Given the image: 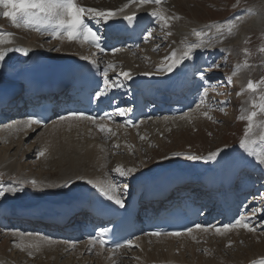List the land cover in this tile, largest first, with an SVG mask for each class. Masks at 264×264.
Here are the masks:
<instances>
[{
	"label": "bare ground",
	"instance_id": "1",
	"mask_svg": "<svg viewBox=\"0 0 264 264\" xmlns=\"http://www.w3.org/2000/svg\"><path fill=\"white\" fill-rule=\"evenodd\" d=\"M182 1L190 2L192 0H169V2L166 3L163 1L160 6L147 4L142 6L140 10L136 4H129V7L116 18L119 19L123 15H131L133 12L137 14V12L142 11H153L157 7H159L166 16H178L179 19L170 22V28H161L160 24L158 22L156 23V27L163 30V32L165 31L164 33L169 31L172 33V35H168L170 41L173 43L172 48L168 49L164 47V49L160 48L156 52H153L157 48L154 46L147 47L149 45L145 44L136 52L135 57L139 58L136 61L129 59V55L131 56L133 54L130 52L120 54L114 53V55L110 54L102 59L107 60L108 64H117L116 62H119L120 65L123 64L125 71H130L131 76L141 77L144 76L143 73L145 72L156 73V68L161 66V61L166 55H169L171 51H182L183 45L181 41L185 40V38H187L188 43H199L200 39L204 42L201 48L195 50L193 56L194 60L197 58L196 54L200 55L203 51L214 57V55L220 54V46L222 48H227L229 45L237 47L244 42L243 40L246 39L245 37L248 36L250 32L264 29V12L259 8L258 4H255L231 16L232 18L228 20L227 23L231 22L236 25L231 34H228L226 31L223 36L216 33H208V35L198 39L191 34L192 30H206L201 26L200 21L192 19L189 14L183 12V4L181 5ZM86 3L90 8L116 10L128 4L129 0H87ZM249 9H252L251 13L248 11ZM7 30L6 27L0 28V31L3 32H9ZM10 32L14 34L12 37L14 43L11 45H0V47H10L20 44L34 51H44L48 54H52L51 56L56 58H81L85 56L91 57L90 59L98 58L96 52L76 42L69 43L62 39L57 42H50L48 46H45L39 42L41 39L38 41L37 35L29 30H21V28L15 27L13 31ZM193 38H195V40ZM72 51H75V53H72ZM164 52L167 53L163 55ZM136 65H140L141 68L139 70L134 69L137 68ZM118 68L122 67L118 66ZM132 68L135 71L132 70ZM15 69L14 72L16 71ZM16 73H18V70ZM234 77L240 79L243 76L238 70ZM2 79L15 82L16 77H13L12 72L7 76V71L0 65V81ZM163 83L166 84L167 82L164 81ZM203 113L202 107H196L193 111L188 113L185 119L162 117L155 119V122L152 121L151 125L155 126L156 124H161L169 128L186 126L191 121L195 123L202 120L203 117H206ZM82 127H80L82 131L70 133L62 131L57 132V126L49 127L46 131L40 132L33 141L29 140V138L26 139L24 137L25 135H20V131L16 130L17 127H13L11 132L6 131V129L0 130V167L5 170V173L7 176H10V178L12 176L19 177L17 182L7 181L5 186L0 187H12L13 183H15L14 187L30 186L27 182L29 183L32 180H35L37 183L35 187H32L33 190L31 189L32 192L28 195L24 193L6 194L7 197L1 198L5 200L3 204L6 205L7 202H20L34 206L37 205L38 200L40 201L43 199L60 201L62 198H70L76 195L79 191H86L88 187L91 186L87 185L84 180H77L78 176L92 180L104 181L106 179H111L113 181L114 177L110 175V172L113 171L115 167H127L126 170L133 167L129 166V158L126 156L123 159L121 158L123 156L122 153L126 151L125 148L135 145L137 142L133 132L126 133L130 138L126 140L125 146H121L119 143L122 137H117V139H112L110 141L105 138L102 140L93 138V136L92 139L89 137L91 136L89 131L94 134L93 129L89 126L83 127L84 129ZM113 130L120 131V128L118 126H113ZM260 134L261 132L257 131L251 138L258 139ZM27 143L29 144L27 145ZM117 144L119 147H114ZM45 148L47 151L43 157H40V162L34 161L37 157L35 153ZM114 149H116L115 152L117 154L120 153V157L117 158L116 164L109 158L108 153V150L113 152ZM14 151L15 153H13ZM227 152L231 154L234 153L238 156H246V153L239 148V145L236 146V149L232 148L230 151H223L221 156ZM126 154L127 153H125V155ZM192 154L197 153L194 152ZM141 158L143 160L141 167L128 177H119L118 182H122L125 178L123 184H126L127 179L132 182L148 172L161 170L164 167L175 164L179 168L191 166L198 167L204 171L209 166L214 165L220 157H218L216 161L209 162L188 161L185 159L184 153L183 155L182 153H175L174 155H169L164 158L156 156V158H158L157 162H153L147 158L145 159L144 157ZM251 158L254 162V158ZM26 160L30 162L29 168L26 167ZM254 164L264 171V165H258L255 162ZM112 173L115 174L114 171ZM100 174H104V177H101ZM49 185H52V187H49ZM60 185L67 186L62 187ZM116 194L120 195L117 189ZM234 230L235 232L232 236L229 234L231 236L230 238H232V243L234 245L238 244V241H240L239 239H241L245 242V246L242 248H236L237 246L233 247L231 248L233 249L232 251L224 248L222 249V246L221 249L219 248V251H217V249L216 251L212 250V248L217 245L215 244V240L218 238H211L208 236L209 232H216L214 228H211L207 229V231L203 229L194 230L190 234L181 235L177 238L163 237L156 239L152 237H143L135 242V244L138 245L137 248L129 252L127 251L128 249L121 250L115 257L112 253H105L100 249L91 251L88 245L85 244L80 245L78 249L74 250L62 244L52 243L50 241L46 242L37 236L29 237L23 234L11 233L6 230L0 231V264H247L249 261L250 264H253V262L264 260V234H260L256 230L254 232H249L244 228H234L229 231ZM183 237H187L188 240ZM228 242L230 241L228 240ZM224 243L226 242L224 241ZM11 244L13 247H11ZM202 244H207V246L211 244L213 247L208 246L206 249L207 251L202 250L206 251V254L201 255L198 251L201 250L199 247L203 248L204 245ZM17 245H22V247H17ZM226 251L228 253H226ZM29 252L32 253V256L28 255Z\"/></svg>",
	"mask_w": 264,
	"mask_h": 264
},
{
	"label": "snow or ice",
	"instance_id": "2",
	"mask_svg": "<svg viewBox=\"0 0 264 264\" xmlns=\"http://www.w3.org/2000/svg\"><path fill=\"white\" fill-rule=\"evenodd\" d=\"M163 0H129L128 4H125L123 7L116 10H101L97 8H87L81 6L77 0H0V7L4 9L0 15L9 19L13 26L17 28H25L36 32H46L53 39H64L67 38L68 41L79 40L81 43H89L94 46L100 52H104V48L101 46V36L95 31L92 27L85 22L86 17H90L95 20L97 24H105L107 25L109 21L116 19L120 13H123L126 8L129 7V4H136L138 7L154 4L156 6H160ZM250 13L252 9L248 10ZM149 15L156 19V21L160 24L161 28H170V22L175 19H179L178 16H166L163 11L157 7L153 11L149 13ZM122 19L126 21L128 24H133L137 17L136 13L133 12L131 15H123ZM209 29L214 28L217 34L223 36L226 31L228 34H231L233 29L236 27L235 24L228 23H218L207 26ZM193 36L199 38H203L208 35V32L204 30H196L193 29ZM13 33L11 32H3L0 31V45H11L14 43L12 37ZM167 35H172L169 31ZM152 36V32H148V37ZM183 45V50L178 52L177 50L171 51L169 55H166L161 61V66L156 68V74H174L179 75L183 71V66L187 61L193 59L194 53L196 49L201 48L204 45L202 39H200L199 43H188L187 38L181 41ZM159 45L157 46L158 50ZM114 51H119V49H115ZM247 53V49L244 50ZM261 52H264V47L260 48ZM21 53L25 56L28 55L29 49L22 46L15 47H0V63L4 62L6 57L10 53ZM81 59L88 60L91 65L99 68V64L94 59H90L89 57H81ZM215 67H220V65H214ZM248 62L245 60L243 67H248ZM115 65L112 63L107 64L103 69V87L99 89L96 93L97 98L100 96L107 95L108 92L111 91L113 87H122L123 84L120 82L119 77L122 76L124 80H129L132 78L130 71H123L117 74L116 79H110L108 77L109 70H114ZM241 65L236 66V71L233 72V75H236V72L240 69ZM145 76L153 75V73L145 72L143 73ZM201 78H204V74L200 73ZM230 79V78H229ZM260 85H264V79L260 82H253L249 80L246 85V90L252 93L257 92L258 87ZM208 96L207 90H205L201 94L200 104L197 105L199 108L204 104L205 99ZM260 103L257 104L253 101L252 107L257 110L250 111L246 116L241 115L239 119L246 120L247 126L243 134V138L239 141V148L246 153L247 157H253L254 162L258 165H264V132H261L258 139H252L251 135L253 133V128L255 125L256 117L259 114H264V95L259 97ZM223 104L224 102H220ZM221 112L224 111V108L221 106L219 108ZM127 111L124 108H118L117 114L120 116H126ZM245 110L241 108V112L243 113ZM204 116L211 119L208 116L207 112L203 113ZM109 114L105 113L104 117L100 119H105ZM66 120H89L92 123H96V118L92 116H86L82 111H70L67 115L58 116V121H66ZM43 123L42 119L37 118L34 114L28 115L25 119L14 121V125L18 126L16 128L17 131L25 130L31 128L33 125L41 126ZM56 123V122H54ZM127 123L132 125L133 122L128 120ZM9 128H12L13 125H8ZM99 131H111V129H106L105 125L101 124L98 126ZM142 140L143 136L140 137ZM114 147H119V145H115ZM47 149H40L35 154L37 158L43 157ZM224 151L222 148H218L215 151H211L207 156H201L197 154H185V159L188 161H216L218 157H221V153ZM251 163V161H250ZM115 174L119 177H128L129 175L135 173L137 171L136 168H128L125 170L122 166H117L113 170ZM77 180H84L87 185H91L93 188L97 190V192L105 197L108 201L113 202L115 205H118L120 208L125 207V201L116 194L117 186L113 183L111 179H106L104 181L100 180H92L86 179L85 177L78 176ZM30 183L35 186L36 181L32 180ZM62 187H66L67 185H60ZM52 187V185H49ZM128 185H124L125 191H127ZM20 189L15 187H0V198H5L6 194H15ZM197 229H201V225L197 224L195 226ZM241 227L246 229L249 232H254L255 228L250 226L248 222H246V218L241 216L239 219H236L234 223L226 224L223 226V229L216 228L215 231L217 234H223V232H227L233 228ZM207 231V229H203ZM193 230L189 228L187 230L188 233H191ZM108 232L107 228H102L99 232L100 239L90 238L88 243L93 247L98 243L100 247L103 249L106 245V241L103 239L104 235ZM29 236L32 234L29 233ZM151 236H161V235H169V236H180L183 233L180 232H170V233H161L159 231L149 233ZM133 241L127 240L124 244H117L116 249H121L124 247H132ZM138 247V245H135ZM17 247H22V245H17ZM38 247V246H37ZM72 248H75V244L71 245ZM29 256H32V253H28ZM253 264H264V260H260L258 262H253Z\"/></svg>",
	"mask_w": 264,
	"mask_h": 264
},
{
	"label": "rangeland",
	"instance_id": "3",
	"mask_svg": "<svg viewBox=\"0 0 264 264\" xmlns=\"http://www.w3.org/2000/svg\"><path fill=\"white\" fill-rule=\"evenodd\" d=\"M255 4H258L259 8L264 12V0H192L190 2H181L183 12L189 14L192 19H197L200 21L201 26L204 27L205 30L210 34L216 32L214 28L209 29L207 27L208 25L227 23V21L232 18L231 16H234L242 9H247L252 5L254 6ZM0 13H2L1 8ZM6 24H8L7 20H5V18L0 15V25ZM160 37L161 38L157 37L156 42L153 40V45H149L147 47L154 46L157 48L158 45L161 46V49H164V47H167L168 49L173 47V43L170 41L167 33L161 34ZM245 38L246 39L243 40L244 42H242V44L237 47L230 45L227 48H222L221 46L220 48L218 47L221 49L220 54H217L218 57L215 55L213 57L211 54H209L210 58L213 57L216 60V62L214 61L211 69V72H213L211 73V77H215L212 82L213 84H219V86H216L218 88L213 93L209 94L206 100V104H208L209 101H215L212 103L214 111L209 115L211 119L203 117V119L198 122L193 123L191 121L188 123V125L193 123V127L191 125H183L181 127H177L178 129L175 127L169 128L166 125L156 124L155 127L157 129L149 134L146 133L140 136H136L135 134L137 140L136 144L130 147L127 146L125 148L126 151L122 153L123 156L121 157L123 159L126 156L130 159V167L133 166L138 170L143 162L141 157L152 160L153 162H157L158 158H156V156L164 158L166 156L168 157L170 154L183 151L188 153L195 152L198 155L206 156L209 152L215 151L218 148L228 150L232 149L233 146L239 145V141L243 138V134L247 126V121L241 120L239 117L241 115L246 116L250 111L257 110L252 107L253 101L259 104V97L264 95V85H260V87L257 89V92L255 93L246 90V85L249 80L258 83L264 79V52L260 51V48L264 47V29L250 32ZM193 39L195 40V38ZM48 45L49 43L45 46ZM245 49H247V53H245ZM166 53L167 52H164L163 55ZM134 58L136 60L139 59L137 57ZM245 60L248 62V67H243ZM214 65H220V67L217 68ZM237 65H241L239 72L243 77L240 79L234 77L235 75H233V72L236 71ZM120 66L122 67L120 68V72L125 71L123 64ZM139 66L140 65H136L137 68ZM220 102L224 103L221 104ZM221 106L224 108L223 112L219 110ZM241 108L245 110L243 113L241 112ZM202 110L203 112H206L203 106ZM74 124L85 127V125L81 123ZM255 125L256 126L253 128L252 135L256 134L257 131L264 132V114L258 113V116L255 120ZM168 129H172L173 132L167 134ZM150 130H152V128H148V131ZM141 136L144 137L143 140L140 139ZM134 149H138V151L131 156L132 150ZM15 151L13 153H15ZM108 153L109 158L114 161V164H116L118 160L117 158L120 157V153H118L116 156L112 155L113 152H111V150H108ZM125 153L127 154L125 155ZM133 158L137 160H134ZM29 165L30 162H27L26 167L29 168ZM126 168L127 167L124 169L126 170ZM100 176L104 177V174H100ZM11 178L10 176H7L5 170L0 167V183L6 179H10L11 182H17L19 177L12 176ZM27 184H30V187H33L30 182H27ZM258 229L259 228H255L256 231ZM258 231L260 234H264V226H261ZM217 240H215V244L218 246L215 245V247H213L211 244L208 245L214 248H212L213 251H216V249L219 251L221 246L222 249L224 248L231 251L233 250L231 249L233 247L237 246L236 248H242L245 246V242L241 239H239L240 241H238V244L235 245L232 242L229 243L225 239L224 241L229 243V245L224 243L223 238H218ZM12 244L11 247H13ZM206 246L207 244L204 245L203 248L199 247L201 250L198 251V253L205 255L207 251L206 249L208 248V246ZM226 253L228 252L226 251ZM247 264H250V261Z\"/></svg>",
	"mask_w": 264,
	"mask_h": 264
},
{
	"label": "water",
	"instance_id": "4",
	"mask_svg": "<svg viewBox=\"0 0 264 264\" xmlns=\"http://www.w3.org/2000/svg\"><path fill=\"white\" fill-rule=\"evenodd\" d=\"M13 54H14V52H13ZM29 54H30V51L28 52V55H27V56H29ZM27 56L23 55L22 58H21L20 60H21L22 62L26 61V59H27L26 57H27ZM10 59H13V58L6 57L5 62H6V63H9ZM11 62H12V61H11Z\"/></svg>",
	"mask_w": 264,
	"mask_h": 264
}]
</instances>
